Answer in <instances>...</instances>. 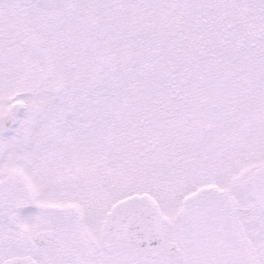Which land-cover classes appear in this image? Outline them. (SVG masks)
Wrapping results in <instances>:
<instances>
[{"label": "snow or ice", "instance_id": "obj_1", "mask_svg": "<svg viewBox=\"0 0 264 264\" xmlns=\"http://www.w3.org/2000/svg\"><path fill=\"white\" fill-rule=\"evenodd\" d=\"M0 264H264V0H0Z\"/></svg>", "mask_w": 264, "mask_h": 264}]
</instances>
